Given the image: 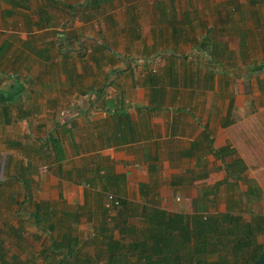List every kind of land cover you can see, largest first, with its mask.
Returning a JSON list of instances; mask_svg holds the SVG:
<instances>
[{
    "label": "crops",
    "instance_id": "crops-1",
    "mask_svg": "<svg viewBox=\"0 0 264 264\" xmlns=\"http://www.w3.org/2000/svg\"><path fill=\"white\" fill-rule=\"evenodd\" d=\"M236 1L250 7L214 36L195 7L213 0H0V182L34 220L55 201L101 220L110 193L264 215V61L246 50L264 0Z\"/></svg>",
    "mask_w": 264,
    "mask_h": 264
},
{
    "label": "trees",
    "instance_id": "trees-1",
    "mask_svg": "<svg viewBox=\"0 0 264 264\" xmlns=\"http://www.w3.org/2000/svg\"><path fill=\"white\" fill-rule=\"evenodd\" d=\"M117 199L118 211L111 215L110 207H103L89 242L72 232L54 234L48 206L37 203L33 217L49 239L39 257L9 261L0 251V264H254L264 250L263 214L246 220L229 211L213 212L202 194L193 200L192 213L171 212L156 202L133 207ZM0 249H5L1 241Z\"/></svg>",
    "mask_w": 264,
    "mask_h": 264
},
{
    "label": "rangeland",
    "instance_id": "rangeland-1",
    "mask_svg": "<svg viewBox=\"0 0 264 264\" xmlns=\"http://www.w3.org/2000/svg\"><path fill=\"white\" fill-rule=\"evenodd\" d=\"M227 0H213L214 4L209 3L208 5L198 4L195 5L201 14H209L212 12L207 19L208 23H212V26L208 28L210 25H206L205 28L200 29L201 32L207 31L210 34L215 35H225L226 29L221 31L222 28H219L220 24H228L227 11L230 13H246V9L250 7L249 5L244 6L240 5L238 1L233 2V4L226 5L224 2ZM224 4V5H223ZM180 7H184L180 4ZM203 7V9H201ZM239 7V9H238ZM252 7V6H251ZM259 8L263 12L264 16V4L260 5ZM205 14V15H206ZM219 16H218V15ZM222 15L224 17H222ZM216 16V17H215ZM217 19V20H216ZM247 19L249 20L248 16ZM262 27L264 29V23H262ZM248 35V46L246 48L248 55V67L256 66L261 64L264 61V35H259V31L257 27L254 28V25H250ZM255 31V32H251ZM226 37H231L226 36ZM263 41H262V40ZM253 60H252V59ZM242 61V60H241ZM264 78V72L261 74ZM261 89H260V88ZM264 90V86H254L252 87L253 93H256L255 98L258 101V97L262 95ZM258 96V97H257ZM264 99V98H262ZM1 160V158H0ZM41 171L44 172L45 169L43 166H39ZM1 170V169H0ZM46 172V171H45ZM44 175V173H43ZM41 177V176H39ZM3 179V177H2ZM11 186L0 184V241L3 242L5 247L4 250L0 249V251H4L3 254L7 257L9 261L19 260L21 259H37L39 257V253L41 248L44 246L45 242H48V237L43 233L42 229L38 228L35 220L32 218L30 214L31 210V202L24 203V196L19 191V184L14 179H11ZM40 183V181H39ZM21 190H23L22 183L20 185ZM52 200H60L58 198H51ZM178 200L176 197L174 198ZM180 199V198H179ZM61 202V201H59ZM166 202L165 204H168ZM95 204L94 201H91L90 206ZM87 205L86 208L89 207ZM56 212L52 215L50 221L55 223L56 231L54 234L61 235L64 233L72 232V234L78 236L82 241H90L97 230V226L100 220L101 210L97 208V210L93 211L94 214H91L87 209H85L84 213H87L78 219L75 218L77 212H82L83 209L80 208L79 205L75 204V202L66 201L64 204L53 203L52 205ZM84 207V206H83ZM237 212L243 213V215L249 219L251 216V212H249V208L241 207ZM99 212V213H96ZM71 213V214H70ZM75 214V215H74ZM45 224H48V220L44 221ZM16 228V232L11 230V227ZM20 230V232L17 231ZM19 233V234H18ZM261 240H264V236L260 237ZM20 264V262H19Z\"/></svg>",
    "mask_w": 264,
    "mask_h": 264
},
{
    "label": "built area",
    "instance_id": "built-area-1",
    "mask_svg": "<svg viewBox=\"0 0 264 264\" xmlns=\"http://www.w3.org/2000/svg\"><path fill=\"white\" fill-rule=\"evenodd\" d=\"M107 201H108V206L109 207H114L116 205L120 204V200L117 199V196H115L114 194L110 193L107 195Z\"/></svg>",
    "mask_w": 264,
    "mask_h": 264
},
{
    "label": "water",
    "instance_id": "water-1",
    "mask_svg": "<svg viewBox=\"0 0 264 264\" xmlns=\"http://www.w3.org/2000/svg\"><path fill=\"white\" fill-rule=\"evenodd\" d=\"M254 264H264V250Z\"/></svg>",
    "mask_w": 264,
    "mask_h": 264
}]
</instances>
